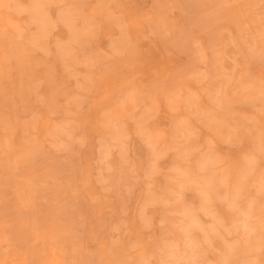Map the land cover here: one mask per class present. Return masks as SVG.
<instances>
[{
	"label": "rangeland",
	"instance_id": "1",
	"mask_svg": "<svg viewBox=\"0 0 264 264\" xmlns=\"http://www.w3.org/2000/svg\"><path fill=\"white\" fill-rule=\"evenodd\" d=\"M0 264H264V0H0Z\"/></svg>",
	"mask_w": 264,
	"mask_h": 264
}]
</instances>
